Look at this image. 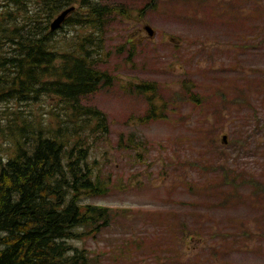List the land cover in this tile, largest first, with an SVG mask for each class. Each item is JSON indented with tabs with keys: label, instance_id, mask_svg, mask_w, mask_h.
Listing matches in <instances>:
<instances>
[{
	"label": "rangeland",
	"instance_id": "1",
	"mask_svg": "<svg viewBox=\"0 0 264 264\" xmlns=\"http://www.w3.org/2000/svg\"><path fill=\"white\" fill-rule=\"evenodd\" d=\"M150 3H100L111 10L97 33L100 65L113 82L82 105L108 116L109 136L86 139L91 166L110 189L83 203L111 209L112 218L100 234L73 244L90 252L93 264H264V0ZM122 8L130 19L118 15ZM74 29L64 25L56 38L93 31ZM190 80L206 98L201 106L178 99ZM144 82L157 90L138 94L135 85ZM222 91L238 102L221 112L220 98L210 95ZM60 102L58 96L19 102L0 93V130L25 126L21 117L56 126L67 119ZM150 103L162 118L142 124ZM13 145L0 133V163ZM222 165L234 170V187L214 169ZM194 230L203 245L191 239Z\"/></svg>",
	"mask_w": 264,
	"mask_h": 264
},
{
	"label": "trees",
	"instance_id": "2",
	"mask_svg": "<svg viewBox=\"0 0 264 264\" xmlns=\"http://www.w3.org/2000/svg\"><path fill=\"white\" fill-rule=\"evenodd\" d=\"M38 1L0 0V93L19 102L58 96L59 111L67 119L60 118L52 126L30 125L21 117L25 126L11 123L0 130L4 138L14 141L7 161L0 163V264H93L92 254L73 242L95 237L111 223V209L83 203L84 196L99 197L109 192L108 180L91 166L92 144L87 139L91 135L109 136L110 122L104 112L82 103L113 82L100 65L102 39L97 33L103 19L111 14L110 8L100 3L126 0ZM28 3L38 8L32 14ZM72 6L78 10L66 25L75 31L78 27L93 31L60 41L58 33L50 31L51 22ZM117 13L130 19L126 9H117ZM135 88L140 95L157 90L155 83L146 82ZM183 88L186 95L178 99L184 97L199 106L206 100L193 81L183 83ZM225 91L210 95L220 98L221 112L235 101H229ZM239 106L250 105L240 102ZM69 107L74 111L72 115L67 113ZM159 118L150 103L139 121L146 124ZM30 128L35 129L31 136ZM246 134H240L243 141ZM138 145L135 142L133 150H139ZM214 169L226 186H235L233 169L224 165ZM191 239L202 243L197 230L191 233Z\"/></svg>",
	"mask_w": 264,
	"mask_h": 264
},
{
	"label": "water",
	"instance_id": "3",
	"mask_svg": "<svg viewBox=\"0 0 264 264\" xmlns=\"http://www.w3.org/2000/svg\"><path fill=\"white\" fill-rule=\"evenodd\" d=\"M74 10H75V8L72 7V8H70V9L64 11L61 15H59V16L53 21V23H52V25H51V29H52L53 31H56V30L60 29V28L62 27V24L65 22L67 16H68L70 13H72ZM145 30H146V32L148 33V35H149L150 37H153V36L155 35V32H154V30H153L151 27L147 26V27H145ZM225 139H226V137H224V140H225Z\"/></svg>",
	"mask_w": 264,
	"mask_h": 264
},
{
	"label": "flooded vegetation",
	"instance_id": "4",
	"mask_svg": "<svg viewBox=\"0 0 264 264\" xmlns=\"http://www.w3.org/2000/svg\"><path fill=\"white\" fill-rule=\"evenodd\" d=\"M28 6H29L28 9H29L30 13L32 14L33 11H35L34 5H31V3H28Z\"/></svg>",
	"mask_w": 264,
	"mask_h": 264
},
{
	"label": "bare ground",
	"instance_id": "5",
	"mask_svg": "<svg viewBox=\"0 0 264 264\" xmlns=\"http://www.w3.org/2000/svg\"><path fill=\"white\" fill-rule=\"evenodd\" d=\"M41 1H43V0H41ZM38 2H40V0H39ZM40 4H41V3H40ZM37 9H38V8H37ZM37 9H35V10H37ZM41 11H42V10H40L39 12H41ZM34 12H35V11H34ZM37 12H38V11H37ZM37 12H36V14H37ZM39 12H38V13H39ZM17 17H19V16H17ZM34 27H35V26H34ZM36 27H37V26H36ZM40 28H42V27H40ZM40 28H39V29H40ZM41 30H42V29H41ZM38 32H39V31H38Z\"/></svg>",
	"mask_w": 264,
	"mask_h": 264
}]
</instances>
